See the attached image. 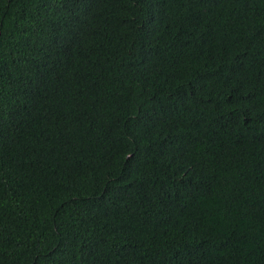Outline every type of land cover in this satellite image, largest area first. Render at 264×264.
<instances>
[{"label":"trees","instance_id":"1","mask_svg":"<svg viewBox=\"0 0 264 264\" xmlns=\"http://www.w3.org/2000/svg\"><path fill=\"white\" fill-rule=\"evenodd\" d=\"M0 264H264V0H0Z\"/></svg>","mask_w":264,"mask_h":264}]
</instances>
